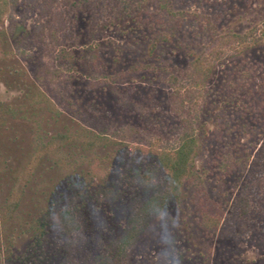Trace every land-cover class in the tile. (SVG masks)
Masks as SVG:
<instances>
[{"label": "rangeland", "instance_id": "1", "mask_svg": "<svg viewBox=\"0 0 264 264\" xmlns=\"http://www.w3.org/2000/svg\"><path fill=\"white\" fill-rule=\"evenodd\" d=\"M41 3L0 20V264H264V0ZM198 57L196 174L121 255L125 220L166 188L168 76Z\"/></svg>", "mask_w": 264, "mask_h": 264}, {"label": "trees", "instance_id": "2", "mask_svg": "<svg viewBox=\"0 0 264 264\" xmlns=\"http://www.w3.org/2000/svg\"><path fill=\"white\" fill-rule=\"evenodd\" d=\"M18 0H0V20L6 18L14 22L12 8ZM51 0H42L41 8H48ZM176 14V13H174ZM39 29V28H38ZM41 30V29H40ZM39 30V31H40ZM264 36L255 38V41H263ZM210 77V68L205 66L202 57L195 59L187 71L184 79L180 81L174 74L168 76V83L171 91L169 93V109L171 113L179 117L181 130L171 149L161 150L156 161L158 170L165 172V191L150 195L136 208L125 220L121 235L116 240V246L121 255L133 245L142 225L148 220L152 213L161 210L167 203L169 197L191 177L195 176L193 170L194 159L198 152L197 133L192 120L184 116L188 104L194 101L195 97L204 88ZM68 137L64 134H57L52 137L54 144H61ZM201 226L215 228L220 222L219 213L209 214L207 203L201 204ZM56 220L62 231L70 232L77 227L76 221L68 211H61L56 215Z\"/></svg>", "mask_w": 264, "mask_h": 264}]
</instances>
